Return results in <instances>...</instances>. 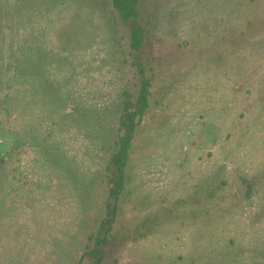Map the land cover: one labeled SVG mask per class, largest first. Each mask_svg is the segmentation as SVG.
<instances>
[{
    "label": "rangeland",
    "instance_id": "1",
    "mask_svg": "<svg viewBox=\"0 0 264 264\" xmlns=\"http://www.w3.org/2000/svg\"><path fill=\"white\" fill-rule=\"evenodd\" d=\"M140 2L149 107L111 229L128 235L101 264H264V0ZM129 39L111 0H0V264L94 246L102 131L140 87ZM149 213L160 224L138 228Z\"/></svg>",
    "mask_w": 264,
    "mask_h": 264
},
{
    "label": "trees",
    "instance_id": "2",
    "mask_svg": "<svg viewBox=\"0 0 264 264\" xmlns=\"http://www.w3.org/2000/svg\"><path fill=\"white\" fill-rule=\"evenodd\" d=\"M103 0H96V2H102ZM140 0H111V6L114 9V13L120 19L122 23L128 24L129 33H130V39H129V48H130V54L133 55L134 60L132 61V64L136 66L137 72L139 74V92L138 95L131 99L128 92H124L127 99H125L123 103L122 111L120 112V115L118 116V125L117 129L115 131H112L111 135L107 132V130L102 131V138L100 139L99 148L104 147L105 143H108L109 146V157L105 164V187H108L107 190V196L104 199V206L102 210H104V217L100 219V222L98 224L97 229L95 230L94 234H91L88 238L93 240L94 246L91 248H88V250L85 252L84 256H81L83 258L79 261L78 264H101L103 261V258L105 257V251H103L100 244L107 243V245L110 246V251L113 250V248H117L118 246H121L123 242V237L125 235H128L125 233V231L121 232L120 236H114L112 232L113 224L115 221V215L119 211V205L121 202V196L122 193L125 190V184H126V168L128 164V158H129V149L131 147V140L134 135V128L136 126V116L140 115V120H142V113L149 107V97H150V87H151V78L147 76V73L143 66L141 65V59H146L149 54L144 52L143 46L145 43H148V36L145 31V28L141 25L139 21V10H140ZM131 100H130V99ZM102 112H99L97 117H94L98 122H92V125L102 123V120L100 119ZM86 112L84 115L80 117H76L78 119L79 123H82V125L86 124L88 125L89 121H87V118L85 117ZM86 122V123H85ZM81 125V126H82ZM80 126V125H79ZM80 126V127H81ZM83 127V126H82ZM106 145V144H105ZM49 148L52 150V144L49 143ZM112 146V149L110 150ZM53 167L56 169L62 171L67 170L65 166L56 164V160H53V162H49ZM49 163H46L47 165ZM224 182L223 180H221ZM87 183L82 181V184ZM225 183V182H224ZM79 183L77 186L82 185ZM75 186V184H74ZM85 188L87 191L86 193H93L94 188H92V185L90 183L85 184ZM84 188V189H85ZM77 189V188H76ZM80 191V194L85 193L83 189L76 190ZM90 191V192H89ZM131 190L129 189V192ZM82 192V193H81ZM128 192V193H129ZM95 193V192H94ZM86 195V194H85ZM231 195V194H229ZM87 197L83 199L82 201L86 200V204L93 203L95 198L93 196H90V194L86 195ZM93 201V202H92ZM198 201V200H197ZM112 202V206H110ZM101 210V209H100ZM100 210L98 212H100ZM152 214V213H151ZM149 213V215L145 216L140 220L139 227H147L152 228L154 224H160L159 220H155V216L153 217ZM134 230L137 231V228ZM131 232V230H129ZM109 252V251H108ZM113 252V251H111ZM94 257V262H86L84 260V257ZM90 259V258H89ZM88 259V260H89ZM116 258H112L111 263H115ZM207 264H210L207 262Z\"/></svg>",
    "mask_w": 264,
    "mask_h": 264
}]
</instances>
